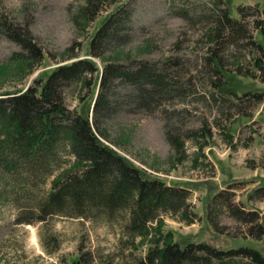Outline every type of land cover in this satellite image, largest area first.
<instances>
[{
	"label": "rangeland",
	"instance_id": "1",
	"mask_svg": "<svg viewBox=\"0 0 264 264\" xmlns=\"http://www.w3.org/2000/svg\"><path fill=\"white\" fill-rule=\"evenodd\" d=\"M207 1L0 0V93L23 92L59 65L91 59L97 71L60 90L66 109L92 119L105 64L147 61L161 67L163 61L170 62V85L177 92L159 104L142 106L134 88L116 79L107 89L109 111L98 118L99 129L94 130L142 177L189 190L187 208L160 211L143 236L126 230L125 210L106 215L95 206L84 217L51 214L37 219L36 203L52 181L76 166L62 134L39 161L18 160L11 172L0 168V264H135L167 232L181 246H248L264 256V234L259 239L246 235L249 224L235 219L227 206L231 200L237 207L264 213V198H249L264 186V71L253 65L254 52L246 40L224 45L211 40L216 25ZM223 1L238 20L239 5H259L260 11L247 15L244 24L253 42L262 41L252 21L264 18V0ZM120 6L129 10L130 21H122L115 37L99 47V56L89 55L93 35ZM6 27L30 39L41 59L10 37ZM214 54L222 72L207 59ZM218 81L227 94L214 87ZM248 92L260 97L246 99L243 94ZM219 192L226 194L213 205L214 230L207 204Z\"/></svg>",
	"mask_w": 264,
	"mask_h": 264
},
{
	"label": "trees",
	"instance_id": "2",
	"mask_svg": "<svg viewBox=\"0 0 264 264\" xmlns=\"http://www.w3.org/2000/svg\"><path fill=\"white\" fill-rule=\"evenodd\" d=\"M205 4L215 16L213 21L216 26L211 40L219 45L246 40L254 52L253 65L264 71V18L252 21L262 37L259 42L252 41L248 26L244 24L247 15L260 11L259 5H239L237 11L241 20H238L229 15L223 0H209ZM96 9L93 8V11ZM261 12L264 13V8ZM129 18L130 12L124 6L110 13L90 40L89 55L99 56V47L106 43L107 38L115 37L114 32L122 21L128 22ZM6 29L11 30L8 27ZM9 33L10 37L29 49L37 59H41L42 52L30 39L19 34L16 36L15 32ZM214 55L207 59L215 64L217 72H222L218 57L215 55L214 58ZM161 64V67L147 61L126 66L105 64L98 78L100 91L93 102L92 119L66 109L60 90L62 86L80 80L84 74L97 71L95 62L91 59H79L59 65L43 82L36 81L23 92L0 93L2 171L11 172L22 159L29 163L48 156L62 134L66 136L76 158L75 168L58 175L52 181L50 190L36 203L39 211L37 219H44L51 214L84 217L95 206L106 215L125 210L128 213L126 230L132 235L143 236L149 232V223L157 219L160 211L177 212L187 208L188 189L142 177L135 166L100 141L94 130L99 129L98 118L109 111L107 89L116 79L134 88L133 96L142 106L159 104L165 96L177 92L179 88L170 85L167 66L170 62L163 61ZM241 68L238 66L239 71ZM242 71L243 75L253 76L246 70ZM213 85L227 94L223 89V82H214ZM243 96L246 99L250 96L259 98L260 94L248 92ZM223 194L226 192L213 195L207 204V219L214 230L217 224L214 222L212 209ZM249 198H264V186L256 188ZM230 201L227 206L233 217L249 224L246 235L259 239L264 234V213L260 216L258 211L245 210L243 206L237 207ZM135 264H264V256L257 249L248 246L220 249L206 242H188L181 246L167 232L164 237L150 244L144 256Z\"/></svg>",
	"mask_w": 264,
	"mask_h": 264
}]
</instances>
